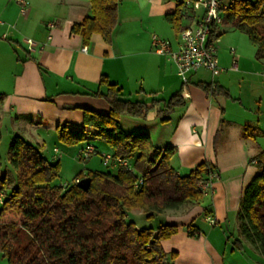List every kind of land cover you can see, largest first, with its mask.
I'll return each instance as SVG.
<instances>
[{"label": "crops", "instance_id": "0c3cea01", "mask_svg": "<svg viewBox=\"0 0 264 264\" xmlns=\"http://www.w3.org/2000/svg\"><path fill=\"white\" fill-rule=\"evenodd\" d=\"M119 1L112 41L106 43L93 34L85 45L71 28L90 15L89 0H27L26 16L19 13L15 0H0V122H22L38 131H53L66 123L78 131L85 109L106 116L110 112L104 99L93 96L105 91L99 85L105 75L121 89L122 99L153 106L145 119L121 116L119 125L124 132L147 134L159 149L171 146L170 163L180 175H187L202 162L214 167L210 189L197 204L164 214L166 224L178 226V232L161 243L166 254H176L171 264H225V256L232 252L231 257H236V250L247 251L261 262L249 245L242 242L240 249L229 245L231 236L241 240L236 215L242 191L258 173L250 166L258 164L264 151V59L256 58V46L243 37L221 41L226 28L229 33L236 32L222 22L216 44L222 72L206 80L202 74L195 78L198 73H209L199 70L183 84L175 65L152 48L156 36L177 50L179 33L166 16L176 11L181 0ZM203 13V6L193 3L187 15L181 13L183 29L194 26ZM25 39L36 43L34 51L27 50ZM233 60L237 70L230 69ZM239 79L256 86L250 99L245 93L234 92ZM199 84H211L218 91L210 96ZM176 93L183 104L162 123L155 113ZM246 127L255 130L254 138L244 136ZM54 149L57 155L59 150ZM108 152L112 153H102ZM208 218L215 225H210ZM190 224L197 228L194 238L188 236ZM231 228L234 231L228 234Z\"/></svg>", "mask_w": 264, "mask_h": 264}, {"label": "trees", "instance_id": "16d2710c", "mask_svg": "<svg viewBox=\"0 0 264 264\" xmlns=\"http://www.w3.org/2000/svg\"><path fill=\"white\" fill-rule=\"evenodd\" d=\"M90 15L72 25L71 33L87 45L93 34L110 43L118 24L119 0H89ZM182 5L166 16L173 30H183ZM222 22L243 33L256 46L255 56L264 59V0H232L223 11ZM104 92L93 96L104 99L109 114L83 111L82 128L68 124L55 127L58 138L68 146L89 142L88 133L100 140L113 156L127 158L133 171L116 168L89 171L65 186L54 185L59 160H48L19 135L9 145L8 162L15 172L10 183L2 174L0 159V256L8 264H171L176 254H166L161 243L178 232L174 224L157 228H138L127 214L138 210L151 220L167 211L192 207L202 198L201 183L214 167L207 162L180 175L171 165V146L155 147L147 134H128L119 125L123 115L145 119L152 105L122 99L121 89L105 75L100 77ZM206 94L216 95L211 84L198 85ZM183 104L174 94L156 111L162 123L174 108ZM254 129L246 127L244 136L254 138ZM1 141V131H0ZM264 161V151L258 157ZM89 178L88 190L75 180ZM141 181L135 187V185ZM237 234L264 258V167L243 188L236 215ZM188 236H197V228L186 227ZM26 235L22 242L20 236Z\"/></svg>", "mask_w": 264, "mask_h": 264}, {"label": "rangeland", "instance_id": "374dc122", "mask_svg": "<svg viewBox=\"0 0 264 264\" xmlns=\"http://www.w3.org/2000/svg\"><path fill=\"white\" fill-rule=\"evenodd\" d=\"M253 1V0H250ZM224 4L229 5L231 4L232 0H224ZM222 36H221V41L227 40V38L235 39L243 37L245 40L247 39V36L243 33H240L236 31L235 33H229L230 31L226 28L224 31H222ZM240 36V37H238ZM240 40V39H238ZM237 40V41H238ZM242 40V39H241ZM219 41V38H218ZM250 46H255L253 45L250 41H246ZM245 42V43H246ZM248 51V50H247ZM203 75V79H211L210 73H198L195 78L200 77V75ZM216 77V76H215ZM194 78V80H195ZM255 85L252 83L248 82H243L242 79H239L235 84H234V92H239V93H245L248 95V99L251 98V89H255ZM159 98L161 96H158ZM168 97V96H166ZM164 97V98H166ZM247 99H245L246 101ZM151 118V117H150ZM151 120V119H149ZM22 122L15 124L14 122H10L9 120L3 119L2 122H0V131H1V141H0V159H1V166H2V174L1 176H5L7 180L10 183H13L15 180V172L11 168L9 162H8V150H9V145L12 141V138L14 137L15 134L19 135L23 139H25L27 142L32 144L35 147H38L40 153L47 158L48 160H53L54 155L55 157H59V170H58V177L54 180V185H64L67 183L72 182V180L78 176L82 175L85 176L90 170L91 171H105V167L101 163V158L100 154L94 155L89 159H83L79 157L78 155V145H72L68 146L65 145L57 135V132L55 130H50L43 128L42 130H34L33 128L27 127L23 124ZM131 127L136 126L135 124H131ZM15 129V133L13 134V131ZM88 141L92 142L94 146H97L100 151L99 153L102 152H107L109 151L104 144L97 138H95L92 133H88L87 136ZM80 145V144H79ZM57 147L59 152L58 154H54V148ZM109 153V152H108ZM222 161L225 160L223 156L219 157ZM261 167H264V161H258V164L256 165H251L250 169L253 170L254 172H258ZM1 198V195H0ZM206 200H203V202ZM127 219L129 221H132L135 223V225L140 228H157L159 225H162L165 223V215H156L153 219L148 220L145 217V214H143L141 211L134 210L131 211L130 213L127 214ZM234 231V229H230L228 234H231ZM235 235V234H234ZM237 235V234H236ZM26 235L22 234L20 236V240L24 242L26 240ZM235 236H231V242H230V249L234 248L233 242ZM236 248V247H235ZM229 249V250H230ZM237 249V248H236ZM254 251V250H253ZM238 255L236 257H231V253L229 255L227 254L225 256L226 262L225 264H264V258H262L257 252L254 251V254L258 256V258H261V262H256L255 259L252 258L253 255H251L247 251H239L236 250ZM234 253V252H233ZM228 258H232L233 261ZM228 262V263H227ZM0 264H8V261L0 256Z\"/></svg>", "mask_w": 264, "mask_h": 264}, {"label": "built area", "instance_id": "2783aa9c", "mask_svg": "<svg viewBox=\"0 0 264 264\" xmlns=\"http://www.w3.org/2000/svg\"><path fill=\"white\" fill-rule=\"evenodd\" d=\"M15 2L19 8V13L22 16H26L28 9L27 0H15ZM193 3L203 6V16L194 26L185 28L179 32L177 50H172L168 41L156 36L152 37L153 51L166 57L175 65L183 84H188L189 75L199 70H205L213 77L220 74L223 70L218 64L216 44L218 41L217 29L222 24V14L227 6L222 3V0H181L180 5H182V9L184 10V16L187 15V11ZM49 27H52V24H49ZM24 42L29 52L35 50L36 43L33 40L25 39ZM230 52L234 55L235 50L231 48ZM230 69L237 70L236 60L232 61ZM54 152L56 153L57 150L54 149ZM97 154H100V161L105 168H122L133 171L132 164L127 158L115 157L112 153H99L91 142L84 143L78 152L79 157L83 159H89ZM213 178L214 173H210L207 180L201 183L200 187L203 194H207L209 191ZM75 181L79 182L78 179ZM139 183L141 181H138L135 187ZM207 221L210 225H215V221L212 218H208Z\"/></svg>", "mask_w": 264, "mask_h": 264}, {"label": "water", "instance_id": "95a60500", "mask_svg": "<svg viewBox=\"0 0 264 264\" xmlns=\"http://www.w3.org/2000/svg\"><path fill=\"white\" fill-rule=\"evenodd\" d=\"M90 184V179L89 178H83L79 181L78 185L82 190H88Z\"/></svg>", "mask_w": 264, "mask_h": 264}]
</instances>
